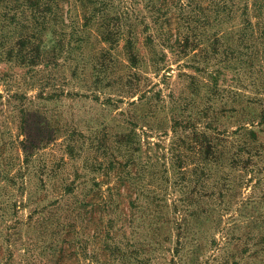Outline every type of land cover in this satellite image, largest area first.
<instances>
[{"label":"rangeland","instance_id":"rangeland-1","mask_svg":"<svg viewBox=\"0 0 264 264\" xmlns=\"http://www.w3.org/2000/svg\"><path fill=\"white\" fill-rule=\"evenodd\" d=\"M152 2L95 0L113 44L84 0L38 32L0 0V264H264V24L207 64L176 44L181 2L167 39Z\"/></svg>","mask_w":264,"mask_h":264},{"label":"trees","instance_id":"trees-1","mask_svg":"<svg viewBox=\"0 0 264 264\" xmlns=\"http://www.w3.org/2000/svg\"><path fill=\"white\" fill-rule=\"evenodd\" d=\"M63 1L64 0H12V10L15 11L13 20L16 19L17 24H20L21 22L25 24V26H27L30 21H34V26H32L31 29L32 31L36 29L35 32H38V29L35 27H37L39 23H44L46 27L53 22L59 23L61 21V23H64L65 16L63 14ZM84 1L88 2V10H90V7L93 9L92 12L89 11V14L85 13L84 15L85 26L89 25L91 21L97 20L101 41L113 44L118 43L122 34L121 25H115L105 13L101 12L102 14L98 15L97 12L101 10L98 9V11H96L97 6L93 7L96 4L95 0ZM96 1L103 2V0ZM178 1L181 2L178 6V8H180L179 21L180 23L185 24L194 38V40H192L189 34L183 35L182 31L178 28V31L175 34L176 44L177 46L179 45L184 52H187L189 49L193 51L197 49L201 52V55L195 56L203 57L205 59L204 61L208 64L210 60L219 53V50L215 49L217 48L216 42L219 43L220 40H222L224 43L223 53L226 57L233 56V59L238 56H247V58L251 57L248 53H245L251 48V45L245 43V40L248 39L250 35L253 36V31L246 30L248 27L254 28L264 24V0H261L260 2L257 0H245L244 4L240 6L236 5L234 0H220V5H216L215 0H211L209 8L207 9L203 8L198 0H189L187 4H184L183 0ZM169 3L168 0H153V6H150L149 9L151 12L150 17L154 22L156 31L160 37L166 36V39L167 37L169 38L173 36V30L170 24L172 19L170 13L173 11V8L171 7V3ZM106 4L107 3L105 2L102 6H105ZM187 7H189V9H187ZM252 17L256 19L255 23L252 22ZM236 20H241L242 22H240L239 26L232 28L233 24L236 23ZM213 24H218L220 26L223 25V31L219 30L221 33H213L208 39V42L210 40V44L201 47V43L203 42L202 37L207 36L206 30L208 27H212ZM149 26L150 25H147V28H149ZM230 32L232 33V36H229ZM248 33H250V35ZM35 34L36 33H34V36ZM234 35H238V41H242L241 46H243V49L240 48L241 46L239 47V44L238 48L233 46L230 42V39ZM213 39L215 42H213ZM19 41V47L21 48L19 50L10 48L8 51V57L15 59L19 58L22 62H26L29 56L28 53H26L28 50L26 47L31 44V39L25 34L19 39ZM130 46L131 61L135 64L137 57L133 54L132 44ZM199 51H197V53ZM217 81V78L213 79L214 83H217Z\"/></svg>","mask_w":264,"mask_h":264}]
</instances>
